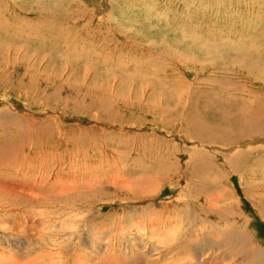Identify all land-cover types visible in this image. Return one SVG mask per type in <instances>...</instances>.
<instances>
[{
  "label": "rangeland",
  "instance_id": "obj_1",
  "mask_svg": "<svg viewBox=\"0 0 264 264\" xmlns=\"http://www.w3.org/2000/svg\"><path fill=\"white\" fill-rule=\"evenodd\" d=\"M35 1L8 0L16 15L0 21V174L10 186L51 182L56 200L0 206L7 264H58L33 258L79 240L86 259L98 242L121 254L119 243L134 261L153 246L151 263L181 236L213 252L217 226L234 219L264 250V117L240 134L208 124L240 101L264 108V0H60L41 11L59 20L51 32L24 12ZM240 43L247 52L228 49Z\"/></svg>",
  "mask_w": 264,
  "mask_h": 264
},
{
  "label": "bare ground",
  "instance_id": "obj_2",
  "mask_svg": "<svg viewBox=\"0 0 264 264\" xmlns=\"http://www.w3.org/2000/svg\"><path fill=\"white\" fill-rule=\"evenodd\" d=\"M0 2H3L2 5L0 4L2 6V8L0 10V21L1 22H2L1 17L4 16L5 13L6 14L9 13V11H11V10H12V15H14V16L16 15L15 13H16L18 8H17V6L15 7L14 3L13 4L6 3V2H8V0H0ZM59 2H60V0H38V1L36 0L33 3V6L31 8H29L28 10H25L24 12L27 13V12L34 11V13L35 12L38 13L40 15L39 20H44V22H47L45 25L50 28L49 32H51L52 29H55L59 25L58 24L59 20H58V18L52 17L55 14L54 15H51V14L48 15L45 13V15H44V14H41V11L42 12H54V9L56 8V6L58 5ZM60 5H61V3H60ZM60 5H58V6H60ZM22 14H23V11H22ZM1 22H0V31L3 32L2 30H4L3 28H5V26ZM261 34H262V32H261ZM254 38H256V37H254ZM57 43H58V41H57ZM241 45H242V43H240V44H228V46H229L228 49L230 51L239 50L238 51L239 53H242L244 51L247 52V48L242 47ZM218 46H219L218 44H215L214 47H211L212 51L214 49V50L220 52L223 56L230 54V53H228L227 49L225 50L221 46L220 47H218ZM206 48H208V51H206V49L204 48L206 53L211 50L210 47H206ZM202 49H203V47H202ZM249 49H251V48H249ZM212 54H214V52ZM220 61H221V59H220ZM245 104H247V103H245ZM242 105H243V101L237 102L235 106H232L230 108L228 113L222 114L220 116L218 122H214V121H210L209 123L207 122L209 124V127H212V126L217 125V124H224V125L229 124L230 128H228V130H224L223 132L226 131V132L232 133L233 129L238 131L239 134L244 129H245L246 133H247L246 130H249V132H250V129L252 130L257 122L262 121L261 119L264 117V108L262 109V108L257 107V106L256 107L255 106H249L248 108L241 107L240 109H238V106H242ZM209 116L211 118L214 117L213 115H209ZM5 160H8V159L5 158L3 155H0V171L5 166ZM230 167L233 168V166H230ZM11 168H14L15 172L17 174H20L19 170L16 169V167L14 165H11ZM2 175L4 176V174L3 173L0 174V206L12 205L15 207H23V208L40 206V207H44V208H49L48 206H45L44 204H46V202H48V201H46L47 199L49 200L51 198V195H52L51 193L54 191V185L55 184L48 182L47 183L48 185L46 184L47 189H45L46 187L39 189L36 187L38 185H40L41 182H38V185H37L35 180L32 181V179H31V181L30 180L23 181L21 179V183L13 184V186H10V185L6 184L5 181H3ZM8 182H10V181H8ZM60 185H61V187L63 186V188L68 187V184L65 181H62L60 183ZM62 191H65L64 193L67 194L71 190H62ZM184 191L186 192V190H184ZM57 193H58V191H57ZM72 193H73V191H72ZM65 196H67V195H65ZM221 196L223 197V195H221ZM221 196H220V198H221ZM57 198L59 201L63 200L62 199L63 197L62 198L57 197ZM51 200H56V196L54 198L52 197ZM75 200H77L79 202V204L88 203V202L78 200V199H75ZM210 200L211 201H209V204L212 202L213 199H210ZM77 201H75V202L77 203ZM217 203L218 202H214V203L212 202V204H210L211 205L210 208L212 207V208L216 209ZM87 205H89V204H87ZM230 206L231 205L228 206V210L226 211V216H229L232 213H234V209L233 210L229 209ZM53 207H56V206L53 205ZM74 207H76V206L75 205H69L68 203L67 204L62 203V205L59 206V208H61L63 210L73 209ZM81 207L82 206H80V208ZM77 209H79V208H77ZM197 217H198V215H193L191 218H197ZM89 223L91 224V222L88 221V225H89ZM226 223L228 225H225L223 227V229L219 228L217 226V230L219 229V232H220L219 233L220 237H217L213 240V252H211V251L210 252H208V251L201 252L198 250L196 251V249H194V245L191 246L193 243L196 244V241L193 239H188L185 236H181L179 239L176 238L177 239L176 241H174V239L171 238L173 240L170 239L171 241L168 242L170 244H173V243H171L172 241L175 242V244L173 245L174 247L169 248L171 250L170 253L166 252L167 254H162L160 252L161 254H157V256L154 255L156 261L155 262L151 261V263L149 260L151 258L150 255L152 254V252L155 251V248L153 246H150L151 249L149 252H147L148 250L146 251L147 253H149L148 254L149 256L144 255V254H142V255L140 254L142 258L138 259L137 261H134L128 255L122 254L123 253V249L121 247L122 244H119V243L115 244L114 246L118 250V252H120L121 254H116V255L115 254L114 255L109 254L108 245H104V244L102 245V243L100 245V243L98 242V247H99L100 251L97 253L98 254L97 257L86 259L85 256H83V254H80V252L82 249H89L91 251V249H92L91 244L87 243L86 241L79 240L76 244L72 245L71 247H70V245H68V246H63V247L57 248L58 251L62 250L61 252H63V253L65 252L66 254H57L56 256H55V254H41L39 257L33 258V260H36L39 258L42 261L45 257H48V256H52V257L59 256L57 258L58 264H148V263L157 264V262L163 258L165 259V262H166L165 264H264V250H262L257 245H254L255 243L253 244V242L249 238V236L245 234V231L241 230L238 226L234 230L232 229L231 225H233V226L237 225V221L235 219L233 221H229ZM229 224H230V226H229ZM91 225H93V224H91ZM88 227H90V226H88ZM152 228H154V227H152ZM157 233H158V231H154V233L151 236L156 237ZM160 234L162 235V233H160ZM162 236H164V233ZM149 237H147V238H149ZM159 237H161V236L159 235ZM157 238H158V236H157ZM121 243H122V241H121ZM218 243H219V251L220 252H217V254H215ZM136 244L138 245V247L142 246L138 242H136ZM158 244H160V242ZM137 245H135V246H137ZM165 245L166 244H164V246ZM142 247H145V246L143 245ZM146 247H149V245H147ZM162 247H163V243H162ZM186 247H190L191 253L189 252V254H193L192 256L188 255V253L186 251ZM143 249H145V248H143ZM138 251H140V250H138ZM173 252H176V257H175V253H174V256H171L172 255L171 253H173ZM141 253H143V252H141ZM90 255H88V256L90 257ZM140 255H139V257H140ZM169 258L172 261H170ZM12 259H15V258L8 255V254L1 255L0 256V264H7ZM187 259H189V260H187ZM176 260H177V263H176ZM29 261H30V258H29ZM29 261H28V258H22L20 261L19 260L15 261L14 264H40V262L39 263H33V262H31V261L29 262Z\"/></svg>",
  "mask_w": 264,
  "mask_h": 264
}]
</instances>
